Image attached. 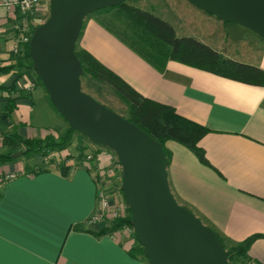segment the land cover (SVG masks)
<instances>
[{"label": "crops", "instance_id": "0c3cea01", "mask_svg": "<svg viewBox=\"0 0 264 264\" xmlns=\"http://www.w3.org/2000/svg\"><path fill=\"white\" fill-rule=\"evenodd\" d=\"M163 3H157L162 12L151 13L167 21L177 36L195 38L227 59L264 69V39L252 30L223 22L186 0ZM41 12L39 7L24 16L0 6L1 137L15 132L22 139H56L68 126L35 74L14 66V47L23 50L20 37L39 22ZM97 14L83 18L75 50L90 54L142 96L208 129L198 142L208 164L175 141L164 143L170 152V190L225 247L259 234L247 256L264 264V86L174 60L159 70L100 24ZM185 21L195 32H183ZM98 146L75 131L64 148L43 157L0 162V264H148L131 254L133 233L97 234L110 222L101 216L91 220L98 213L94 172L78 148L96 152L103 166L107 155L97 153ZM4 149L1 138L0 152ZM35 166L42 168L23 173ZM5 173L15 175L1 180Z\"/></svg>", "mask_w": 264, "mask_h": 264}, {"label": "water", "instance_id": "95a60500", "mask_svg": "<svg viewBox=\"0 0 264 264\" xmlns=\"http://www.w3.org/2000/svg\"><path fill=\"white\" fill-rule=\"evenodd\" d=\"M126 1L48 0L47 17L33 28L27 42L33 72L65 123L114 153L131 226L148 264H229L219 235L173 196L162 146L80 88L74 43L83 18ZM186 1L264 39V0ZM19 155L16 151L12 157Z\"/></svg>", "mask_w": 264, "mask_h": 264}, {"label": "trees", "instance_id": "16d2710c", "mask_svg": "<svg viewBox=\"0 0 264 264\" xmlns=\"http://www.w3.org/2000/svg\"><path fill=\"white\" fill-rule=\"evenodd\" d=\"M98 12L103 13L98 17L100 24L159 70L165 67L168 60H174L245 83L264 86V69L227 59L220 52L195 38L177 36L167 21L149 11L121 3ZM35 26L31 28V31ZM27 42L24 44L23 50L14 55V66L33 72L27 51ZM74 53L81 66L80 76H88L110 86L125 106V115L121 116L137 125L158 142L164 150L167 161L170 158V152L165 149L164 143L167 140H172L189 149L201 162L208 164L203 149L198 145L199 140L208 131L206 127L179 115L169 105L142 96L87 52L74 48ZM35 78L41 85L38 78L36 76ZM73 132L75 130L67 126L65 132L56 139L50 136L43 139H22L12 132L2 137V145L5 149L0 152V162L13 159L12 154L16 151H20L21 155L33 154L43 157L48 151L64 148ZM82 152L83 148L79 147L80 158L84 157ZM92 158H96V152H93ZM41 168V166H35L23 173L35 172ZM65 169L66 167H63L62 173H65ZM92 178L97 185L99 179L96 173L92 175ZM126 212L128 214L113 217L110 220V225L99 230L97 234L114 232L124 225H131L129 207L126 208ZM133 236L135 244L131 254L133 256L141 255L145 258L143 249L134 233ZM258 236L260 235H250L230 247H225L222 242L224 249L228 251L229 264H233L234 261H238L239 264L252 261L248 258L247 251Z\"/></svg>", "mask_w": 264, "mask_h": 264}, {"label": "rangeland", "instance_id": "374dc122", "mask_svg": "<svg viewBox=\"0 0 264 264\" xmlns=\"http://www.w3.org/2000/svg\"><path fill=\"white\" fill-rule=\"evenodd\" d=\"M128 2L131 3L135 7L143 8V10H146L149 12L154 11L156 13L162 12L161 5L164 6L163 0H128ZM157 3H159L161 5H159ZM39 7H41L42 12H41V16L39 17V19H37V21H39L37 24L41 23L47 17L48 0H40L37 8H39ZM102 10L103 9H100L98 11H102ZM98 11H94V12H92V14L96 15L98 13ZM97 15H101V14H97ZM98 17H100V16H98ZM185 26L187 27V29H183V32H185L186 34L188 32H191V33L195 32V27L191 22L185 21ZM79 78H80V88L83 92L87 93L88 95L93 97L95 100H97L99 103H101L104 106L108 107L109 109L113 110L117 114L122 115V116L125 115L126 109H125L123 102L112 91L110 86H108L105 83L93 80V79L89 78L88 76H80ZM37 104H39V103H36V105ZM98 147L99 148H97V153L100 152V153L107 155L106 163L103 166L98 164V167L100 166L104 170H107L108 168H110V169L113 168V170L110 174L106 173L104 175V177H100V181H98V185H96L98 187H103L104 190H106V191H109L107 195L110 196V199H109L110 208L107 210V212H103L101 217L104 220H107L108 222H110L112 217L106 215L107 213L112 211L118 215H125V214H128V212H126V208H128V206H126L124 199H123V196H122V192L120 190V181L118 180L119 174H118V170H117L118 168L116 167V157H115L114 153L112 151L104 148V147H101V146H98ZM90 151L93 152V150H89L86 153H88ZM84 154H85V152L83 153V155ZM35 157H37V156L33 155V154H31V155H19V156L15 157V159L28 160V159H33ZM96 158H93L95 160V163H97ZM91 164H92V162H91ZM233 264H239V262L234 261Z\"/></svg>", "mask_w": 264, "mask_h": 264}, {"label": "built area", "instance_id": "2783aa9c", "mask_svg": "<svg viewBox=\"0 0 264 264\" xmlns=\"http://www.w3.org/2000/svg\"><path fill=\"white\" fill-rule=\"evenodd\" d=\"M40 0H0V6L4 7L8 11H13L17 10L19 13H21L24 16H29L31 15L38 7ZM31 33V32H30ZM29 35H22L20 37V42L26 43L29 39ZM14 53H19L18 46L15 45L14 47ZM1 135H0V140H1ZM93 152L90 151L88 153L84 154L83 161L87 164L88 169H92L96 175L98 176V181H100V177H104V175L110 174L113 170L108 168L107 170H104L102 167H98V164L95 163V160L92 158ZM92 162V164H91ZM96 164V165H95ZM116 167L118 168V180L121 181V176H120V166L119 163L116 160ZM14 173H5L2 174L1 180H7L10 179L14 176ZM98 185V184H97ZM109 191L104 190L103 187H98L96 186V201H97V209L98 213L93 214L91 216L92 219H97L99 218L103 212H107V210L110 208L109 206V199L110 196H108ZM106 215L111 216L112 218L115 216H123V215H118L115 212H109ZM121 231L124 235L129 236L132 233H134L133 228L131 225H124L120 229L116 230L115 232ZM245 264H256L254 261H248Z\"/></svg>", "mask_w": 264, "mask_h": 264}]
</instances>
